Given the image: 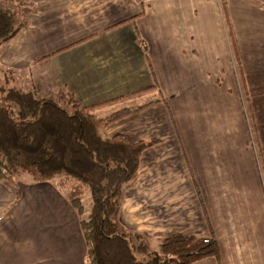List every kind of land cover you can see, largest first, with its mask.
<instances>
[{
    "label": "crops",
    "instance_id": "crops-1",
    "mask_svg": "<svg viewBox=\"0 0 264 264\" xmlns=\"http://www.w3.org/2000/svg\"><path fill=\"white\" fill-rule=\"evenodd\" d=\"M15 2L25 24L0 50V82L114 100L100 118L145 106L101 129L157 141L124 190L122 227L154 250L213 235L219 259L191 264H264V0ZM146 88L152 98L135 103ZM19 180H0V264H87L56 183Z\"/></svg>",
    "mask_w": 264,
    "mask_h": 264
},
{
    "label": "trees",
    "instance_id": "trees-1",
    "mask_svg": "<svg viewBox=\"0 0 264 264\" xmlns=\"http://www.w3.org/2000/svg\"><path fill=\"white\" fill-rule=\"evenodd\" d=\"M21 12L15 0H0V50L25 24ZM112 101L84 105L69 93L61 92L55 100L0 82V180L16 188L24 175L32 181L55 182L79 218L87 264H191L204 257L219 259L213 235L194 239L174 234L154 250L143 233L122 227L124 190L135 178L144 150L157 141L103 137L105 125L145 107L123 108L103 118L93 113ZM86 193L91 208L84 216Z\"/></svg>",
    "mask_w": 264,
    "mask_h": 264
},
{
    "label": "rangeland",
    "instance_id": "rangeland-1",
    "mask_svg": "<svg viewBox=\"0 0 264 264\" xmlns=\"http://www.w3.org/2000/svg\"><path fill=\"white\" fill-rule=\"evenodd\" d=\"M262 1V0H261ZM142 94V96H141ZM152 97L149 96V94L147 93V90L141 92V93H138V94H135L133 95V97L131 99L135 100L134 102L135 103H143V102H146L148 101V99H150ZM59 99V96H57V100ZM248 104V102H247ZM132 105H134V103H132ZM247 110H248V113L250 112V107L247 105ZM250 123L252 125V127L254 128V123H253V117L250 116ZM24 176H29V175H24ZM31 179V176L29 177ZM83 200V204H84V207H85V212H84V216L87 215V213L89 212L90 208H91V198L89 196V194H85L82 198Z\"/></svg>",
    "mask_w": 264,
    "mask_h": 264
}]
</instances>
